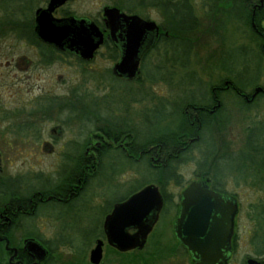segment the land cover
Returning <instances> with one entry per match:
<instances>
[{
  "label": "flooded vegetation",
  "instance_id": "af4514ba",
  "mask_svg": "<svg viewBox=\"0 0 264 264\" xmlns=\"http://www.w3.org/2000/svg\"><path fill=\"white\" fill-rule=\"evenodd\" d=\"M106 8L157 25V37L141 55L134 79L112 72L121 51L105 25ZM231 10L241 43L233 42L224 49L211 38L223 33L218 27L228 23ZM38 16L94 21L103 42L93 58L86 60L39 38L35 30ZM192 54L207 67L217 66L218 60L222 66L224 58L232 65L237 55L242 68L239 76L247 89L235 85L239 76L234 78L236 82L215 76L217 79L205 82L208 91L204 96H198L199 92L176 98L178 101L157 99L167 105L162 119L149 121L140 130L129 114V105L136 98L123 109L127 116L107 118L93 106H99V95L87 92L80 97L57 91L62 78L57 64L63 57L86 67L101 56L112 63L114 78L132 83L141 79L142 64L153 57L161 66L165 62L176 66L191 62ZM258 87L262 89L256 92ZM191 91L189 87L187 92ZM229 94L240 101L247 122L242 130L247 158L250 153H264L263 136L254 138L258 127L264 128L262 114H254L264 113V0H60L55 5L52 0H0V264H195L175 230L182 193L193 181L207 183L238 204L227 261L231 264L239 248L242 205L239 193L226 187L225 180L233 176L222 170L226 159L245 152L234 148ZM73 104L83 108H73ZM90 108L98 113L97 118ZM173 117L179 122L172 124ZM160 127L163 131L157 134ZM171 128L189 132L171 139ZM203 145L208 151L200 149ZM137 163L149 164V173L157 182L150 183L158 186L162 198L156 221L146 233V220L154 214V205L149 210L119 206L146 184L131 185L130 191L117 195L113 191L107 194L99 180L105 177L110 184L124 186L133 180L124 183L120 177L126 170L137 174ZM190 164L195 168L186 177L184 168ZM175 178L183 182L182 187L163 186L172 180L178 185ZM92 184L100 189H91ZM89 206L102 210L97 225L70 220ZM116 209L115 219L108 220ZM257 237H252L253 246ZM254 251L244 253L242 260L264 264V252Z\"/></svg>",
  "mask_w": 264,
  "mask_h": 264
},
{
  "label": "rangeland",
  "instance_id": "374dc122",
  "mask_svg": "<svg viewBox=\"0 0 264 264\" xmlns=\"http://www.w3.org/2000/svg\"><path fill=\"white\" fill-rule=\"evenodd\" d=\"M232 11L233 10H231L228 15V23L218 27V30L223 31V33H219L216 38H211L212 42L214 41L217 45L221 44L222 46L220 47L224 49L226 47H231L230 45L233 42L234 44L241 43L237 41L239 40V29L236 31V19L234 11ZM223 12L227 13L228 9ZM171 45L169 46V50L172 48ZM153 59L142 64L141 79L131 83L121 78H114L110 72L112 63L108 59H103L101 56H97L92 62L85 65L86 67L79 66L75 59L63 57L58 59L57 64V73L62 77L58 80L57 91L59 94L74 93L80 97H83L87 92L92 95H99L102 97V99L98 101L99 106H93L99 109V112L103 113V115H105L104 117L107 118L111 115H119V119L127 116V113L123 109L130 99L136 98L138 100L136 102H131L129 105V114L131 115L133 124L135 122L136 128L140 130L146 128L149 121L162 119L161 115L163 116L162 112L165 109L164 107H167V105L164 106L163 104V100L166 102L165 97L169 100L175 98V101H178L176 98L186 97L193 93L196 94L200 92L197 95L204 96L206 95L204 93L208 91V86L206 87L205 83L206 81L210 80V82H212L217 79L215 76H224L231 77V79L236 82L234 78L239 76V73L242 71L240 67L241 58L237 55L234 57V63L232 65H230L231 60L224 58L222 62V66L224 67L219 66L221 63L220 60H218L219 63H217V66H204L203 62L194 59L193 54L191 56V62L186 64L181 62V65L176 66H173L171 62L162 63L161 66L158 61L154 62ZM253 70L254 68L252 71ZM243 80L242 75L237 78L242 88L247 89V85L244 84L245 80ZM165 81L170 83L166 85ZM259 82L262 83L263 79ZM189 87L192 89L191 92H187ZM147 95L155 99L151 101ZM159 98L164 99L157 100ZM227 101L229 103L230 112L233 114L234 123L232 133L236 136L234 148L240 149V152H245L244 155L242 153H236L232 158L226 159L223 162V174L233 176V179L229 178L225 180V182H227L226 187L231 190H236L239 193L238 197L242 205V213L239 216L237 228L239 232V248L231 264H246V261L242 260L244 253L253 254L256 252L254 250L264 252V222H262L263 219L259 217L258 213V209L264 201V153L257 155L250 153V158H247L248 148L243 146L244 142L242 143V130L243 127L247 125V122L240 101L233 94L227 95ZM152 103H154V109ZM90 112H92L91 108ZM254 114H262L260 120L264 121L263 111L259 110ZM173 118L174 119L171 121L172 124L179 122L178 117ZM163 120L165 119L163 118ZM169 120H171V118ZM90 126H92V124ZM170 130H172V128ZM158 131L156 132L161 134L163 130L160 127ZM254 135V138H257L258 135H262L264 139V128L258 127ZM200 149L202 151H208L209 148L203 145ZM224 150H226V148H224ZM122 166L127 167L128 165L122 163ZM194 168L195 166L193 164L185 166L184 170L186 171V177L192 176L191 172ZM136 169L137 174H135L134 170H126L120 177L121 182L124 183L133 180L130 183L124 186H115L113 183L110 184L107 178L104 177L99 179L101 185H103L101 188L105 189L107 194L113 191L114 193L116 192L117 195H122L130 191L131 185L138 186L140 182L143 181L145 184H148L153 180L152 174L149 173V169L146 168L145 165H140ZM243 179L246 183H244ZM177 180L178 185L172 180L167 186L175 188L182 187L180 184L183 182L179 179ZM253 183L256 186H253ZM96 187V184H92L91 189H100ZM101 212L102 210L98 206L84 207L74 213L73 219L70 220H73L75 223L77 221L79 224L88 222L89 225H97L101 217ZM261 226L263 227L262 230ZM253 236L257 237L256 243H258L255 246L252 245V241H254L252 238Z\"/></svg>",
  "mask_w": 264,
  "mask_h": 264
},
{
  "label": "water",
  "instance_id": "95a60500",
  "mask_svg": "<svg viewBox=\"0 0 264 264\" xmlns=\"http://www.w3.org/2000/svg\"><path fill=\"white\" fill-rule=\"evenodd\" d=\"M57 1L60 0H52V4H57ZM105 25L121 51L119 60L112 68L113 74L127 79L136 78L141 55L157 37L156 23L136 15L128 16L115 8H106ZM35 30L42 40L86 60L93 58L94 51L103 42L102 31L95 22L84 18L43 20L38 16ZM261 89L258 87L256 92ZM161 204L158 186L149 183L119 206H138L139 209L144 206L149 210V205H154V214L146 220V233L155 223ZM181 205V213L175 224L176 235L191 252L194 263L227 264L234 217L238 210L236 200L222 196L207 183L193 181L183 191ZM118 209L108 220L115 219ZM180 229L186 231L185 235Z\"/></svg>",
  "mask_w": 264,
  "mask_h": 264
},
{
  "label": "trees",
  "instance_id": "16d2710c",
  "mask_svg": "<svg viewBox=\"0 0 264 264\" xmlns=\"http://www.w3.org/2000/svg\"><path fill=\"white\" fill-rule=\"evenodd\" d=\"M261 10H262V9L256 11V14H257L256 17L261 13ZM235 85H236L237 87H239V88H242V85H240L239 83H235ZM74 101H76V100H74ZM77 107H79V108H83L82 105L73 104V108H77ZM90 113L93 114V115H95L96 118L98 117V113H97V112L92 111V112H90ZM188 132H189V131L186 130V128H185V129H179V130H171L168 134H169V136H170L171 139H176L178 136L183 135V134L185 135V134H187ZM157 134H159V133H157ZM158 139L163 140V136H162V137H161V136H158ZM140 165H145V164H143V163H137L135 167L138 168ZM145 166H146V168L149 169V164H146ZM152 178H153V180H152L151 182H155V183H157V182L155 181L156 179H155V176H154V175H152ZM175 181L178 182L177 178H175ZM138 184H139V183H138ZM143 185H145L144 181H143V182H140V184H139L137 187H141V186H143ZM166 185H168L167 182H165V183L163 184V186H166ZM258 213H259V217H260V218L262 217V219H263L262 222H264V201H263L262 205H260V207H259V209H258ZM263 226H264V225H263ZM262 229H263V227L261 226V230H262ZM257 236H258V234H257Z\"/></svg>",
  "mask_w": 264,
  "mask_h": 264
}]
</instances>
